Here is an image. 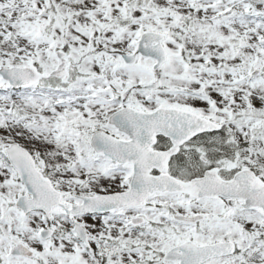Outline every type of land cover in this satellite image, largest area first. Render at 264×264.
I'll return each mask as SVG.
<instances>
[{
  "label": "snow or ice",
  "instance_id": "obj_1",
  "mask_svg": "<svg viewBox=\"0 0 264 264\" xmlns=\"http://www.w3.org/2000/svg\"><path fill=\"white\" fill-rule=\"evenodd\" d=\"M0 264H264V0H0Z\"/></svg>",
  "mask_w": 264,
  "mask_h": 264
}]
</instances>
